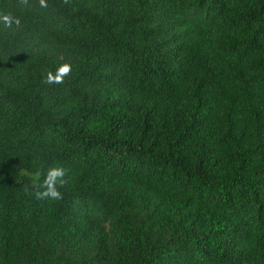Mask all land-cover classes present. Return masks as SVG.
I'll use <instances>...</instances> for the list:
<instances>
[{"label": "trees", "instance_id": "trees-1", "mask_svg": "<svg viewBox=\"0 0 264 264\" xmlns=\"http://www.w3.org/2000/svg\"><path fill=\"white\" fill-rule=\"evenodd\" d=\"M47 4L0 0V264H264V0Z\"/></svg>", "mask_w": 264, "mask_h": 264}, {"label": "clouds", "instance_id": "clouds-1", "mask_svg": "<svg viewBox=\"0 0 264 264\" xmlns=\"http://www.w3.org/2000/svg\"><path fill=\"white\" fill-rule=\"evenodd\" d=\"M67 2V0H65ZM20 3L27 6L29 0H20ZM39 4L42 8H47V0H39ZM3 21L11 27L14 22L17 26L20 24V20L17 18L13 21V18L9 15L2 17ZM72 72V65L69 62L62 63L55 72H48L44 80L46 84H63L66 77L70 76ZM69 174V169L62 165L52 166L48 168L46 173L37 172L36 177L38 184L35 186L34 195L37 199L41 200H61L63 199V193L61 189L67 183L66 177Z\"/></svg>", "mask_w": 264, "mask_h": 264}]
</instances>
